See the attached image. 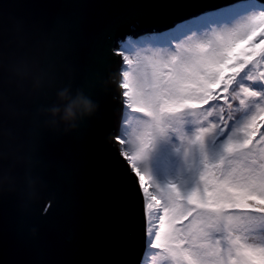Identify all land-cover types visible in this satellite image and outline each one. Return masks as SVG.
Returning a JSON list of instances; mask_svg holds the SVG:
<instances>
[{"label":"water","instance_id":"obj_1","mask_svg":"<svg viewBox=\"0 0 264 264\" xmlns=\"http://www.w3.org/2000/svg\"><path fill=\"white\" fill-rule=\"evenodd\" d=\"M238 1L0 0V264H138L118 40Z\"/></svg>","mask_w":264,"mask_h":264},{"label":"trees","instance_id":"obj_2","mask_svg":"<svg viewBox=\"0 0 264 264\" xmlns=\"http://www.w3.org/2000/svg\"><path fill=\"white\" fill-rule=\"evenodd\" d=\"M249 1L242 0L237 6L249 5ZM235 7L204 13L190 21L196 22L204 15H211L212 19L233 15ZM251 8L263 10L264 6ZM259 14L263 15L258 24L264 22V12ZM205 19L196 28L205 24ZM185 25L182 22L147 36L155 39L156 44L173 42L178 33L187 30ZM244 35L245 31L226 50L212 53L204 72H194L181 89L187 99L200 101L207 91L212 97L207 104L188 109L202 148L196 155L200 165L195 180L171 185L175 189L185 187L181 197L173 198V220L183 236L178 238L176 257L170 256L173 264H264V26L257 35L253 34L254 38L247 37H251L249 42L243 41ZM130 40L127 38L125 44ZM185 75L178 73L182 79ZM175 84L172 78L167 82V86ZM118 140L123 144L122 139ZM194 153L192 146L190 155ZM123 154L129 159L127 152ZM140 184L144 193V183ZM175 193L171 192V196ZM169 200L165 201L166 207ZM217 209L223 210L222 218L217 216ZM154 246L144 248L138 264H152L151 257L155 256L144 255L156 251L158 247Z\"/></svg>","mask_w":264,"mask_h":264},{"label":"rangeland","instance_id":"obj_3","mask_svg":"<svg viewBox=\"0 0 264 264\" xmlns=\"http://www.w3.org/2000/svg\"><path fill=\"white\" fill-rule=\"evenodd\" d=\"M240 2L233 3L236 6L233 15H219L213 19L209 18L211 15H204L197 23L189 18L185 19L183 22L186 23L187 30L178 33L173 42L156 44L155 39L147 36L157 32L156 30L137 38L127 37L131 40L126 44L122 39L118 42L116 51L123 59L119 81L123 88V108L117 139L123 140L119 150L122 154L127 152L132 168L144 183L145 243L147 248L154 245L158 247L153 253L144 255V258L149 254L155 256L151 257L152 264H173L170 256L176 257V250L179 251L178 238L183 236L178 231L177 222H174L173 198L177 195L181 197L185 187L175 189L171 185L174 182L176 185L188 184L195 180L198 172L196 169L200 165V161H196V155L199 154L202 143L200 136L195 133V124L190 121L192 114L188 109L194 105L207 104L212 97L211 92L207 91L200 101L187 99L181 92L183 84L190 81L194 72H204L212 53L218 54L226 50L243 31L244 42L249 36L254 38L260 27L264 26V22L257 23L263 15L259 13H263L264 9L251 8L257 5L262 9L264 4L250 0L249 5L238 7ZM223 7L227 8L225 5ZM214 9L207 11L212 14ZM206 17L209 19H205ZM203 18L205 24L196 28ZM138 38H142L141 41ZM250 40L251 37L246 41ZM181 72L186 74L184 79L178 76ZM171 78L176 84L167 86ZM226 95L225 91L223 96ZM123 133L125 136L121 135ZM192 146L194 155H190ZM171 192L176 193L171 196ZM160 193L165 195L161 196ZM167 198L170 200L166 207ZM157 203L159 213L155 212ZM217 216L222 218L223 210L217 209ZM181 253L183 255L182 250Z\"/></svg>","mask_w":264,"mask_h":264},{"label":"clouds","instance_id":"obj_4","mask_svg":"<svg viewBox=\"0 0 264 264\" xmlns=\"http://www.w3.org/2000/svg\"><path fill=\"white\" fill-rule=\"evenodd\" d=\"M240 1H242V0H240ZM257 1H259V2H262L263 0H257ZM239 2V1H238ZM264 2V1H263ZM237 3V2H236ZM231 5H233V4H231ZM230 6V5H229ZM226 7H228V6H226ZM222 8H224L223 6H219V7H216L215 9H214V11L215 10H218V9H222ZM204 13H208V11H206V12H202V13H200V14H198V15H196V16H193V17H190L189 18V20H194L195 18H197L198 16H201V15H203ZM210 13V12H209ZM185 19H183V20H180V21H178L177 23H175V24H173L172 26H169L168 28H165V29H162V30H156L157 32L158 31H165V30H168V29H170V28H173L176 24H179V23H181V22H183ZM152 31H149V32H147V33H151ZM147 33H143V34H147ZM133 36V34H129V35H126L125 37H124V40H126L127 39V37H132ZM137 36H142L141 34L140 35H137ZM121 40V39H120ZM120 40H118V42L120 41ZM124 42H126V41H124ZM118 44V43H117ZM117 52V51H116ZM120 56H121V54H120ZM122 58V57H121ZM123 60V59H122ZM124 66V65H123ZM122 66V67H123ZM121 69L122 68H120V76H122V72H121ZM121 80V79H120ZM122 88V87H121ZM121 121V120H120ZM120 135V134H119ZM119 141V140H118ZM120 142V141H119ZM123 155V154H122ZM124 156V155H123ZM125 158V157H124ZM128 162H129V160L128 159H126ZM129 164H130V162H129ZM130 166H131V164H130ZM132 167V166H131ZM133 169V168H132ZM134 170V169H133ZM135 171V170H134ZM136 172V171H135ZM137 174V173H136ZM138 175V174H137ZM139 178V177H138ZM142 188V187H141ZM143 191V190H142ZM144 194V193H143ZM144 200H145V198H144ZM146 203V202H145ZM146 211V210H145Z\"/></svg>","mask_w":264,"mask_h":264}]
</instances>
